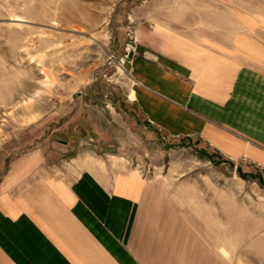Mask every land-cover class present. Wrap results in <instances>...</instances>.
Returning a JSON list of instances; mask_svg holds the SVG:
<instances>
[{"label": "rangeland", "instance_id": "374dc122", "mask_svg": "<svg viewBox=\"0 0 264 264\" xmlns=\"http://www.w3.org/2000/svg\"><path fill=\"white\" fill-rule=\"evenodd\" d=\"M166 33L203 45L214 36L219 53L259 57L264 0H0V153H19L25 137L58 130L84 100L92 116L124 138L130 124L142 136L154 134L148 150L140 149L145 162L132 164L155 184L160 227L166 213L172 226L186 216L193 221L188 226L219 230L218 236L203 230V244H234V251L219 252L229 264H264V251L256 249L264 243V177L252 159L232 158L197 134V143L170 135L133 100L127 61L161 46ZM220 94L218 109H194L218 118L225 145L226 95Z\"/></svg>", "mask_w": 264, "mask_h": 264}, {"label": "crops", "instance_id": "0c3cea01", "mask_svg": "<svg viewBox=\"0 0 264 264\" xmlns=\"http://www.w3.org/2000/svg\"><path fill=\"white\" fill-rule=\"evenodd\" d=\"M207 37L203 45L166 33L161 46L129 58L133 100L166 133L195 143L197 134L232 158L248 155L264 177V66L248 65L264 52L228 57ZM219 94L226 95L225 145L218 118L194 109H218ZM78 103L58 130L25 137L19 153H0V264H229L219 252L234 251L233 243L201 241L203 230H219L188 226L186 216L172 226L170 213L159 226L155 184L132 164L145 162L140 149L154 134L130 124L124 138Z\"/></svg>", "mask_w": 264, "mask_h": 264}, {"label": "bare ground", "instance_id": "6f19581e", "mask_svg": "<svg viewBox=\"0 0 264 264\" xmlns=\"http://www.w3.org/2000/svg\"><path fill=\"white\" fill-rule=\"evenodd\" d=\"M16 20H18V19H16Z\"/></svg>", "mask_w": 264, "mask_h": 264}]
</instances>
